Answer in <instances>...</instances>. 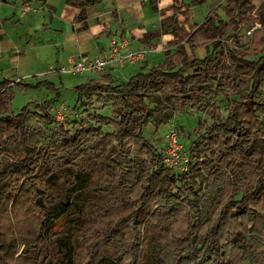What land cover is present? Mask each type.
Returning a JSON list of instances; mask_svg holds the SVG:
<instances>
[{"label": "trees", "instance_id": "trees-1", "mask_svg": "<svg viewBox=\"0 0 264 264\" xmlns=\"http://www.w3.org/2000/svg\"><path fill=\"white\" fill-rule=\"evenodd\" d=\"M9 1L0 0V3ZM100 1L66 0V3L78 8L75 24H80L84 29L87 27L86 8ZM157 1L149 0L153 10L162 15L168 10L172 11L165 18L167 28L162 22L159 30L148 32L143 38L148 43L152 37L172 34L173 40L169 44L175 48V52L166 51L161 63L151 65L117 85L94 79L81 83L76 88L80 97L85 96L88 102L95 101L103 107L111 105V114L103 116L92 112L89 117L93 122L87 127L75 131L58 127L53 134L54 145L60 150L68 148L67 154L77 150L74 159L85 150V143L90 144L94 150L100 151L99 154L106 155L109 160L105 162L106 166L99 163L93 172L82 173L79 165H75L76 160L64 156L56 159L58 162L64 159L61 166L77 171L73 188L76 193L96 189L94 192L103 196L113 191L119 192L118 189L124 186L128 187L129 195H138L134 202L123 199L121 203L113 202L110 208L106 207L107 201L97 198L98 204L95 203L99 206L98 213L103 211L105 216L111 215L116 219L111 222V230L100 228L97 232L104 245L113 247L120 228L126 225L128 231L123 256L127 264H141L140 255L144 251L141 228L154 225L166 214H176L177 205L187 209L191 221L185 237L169 239L178 242L177 246L188 243V248H172L170 252L168 248H160L159 262L156 261V264H264V210L260 206V201L264 199V141L263 137H256L258 134L264 135V98L261 94L264 86V52L257 61H253L243 51L232 48L224 50L222 39L238 30L254 7L251 0H224L225 4L220 6L224 18L214 9L197 24L192 21L191 7L206 0H173L168 8L162 10H158ZM178 5L183 7L182 10L177 11ZM178 15L184 19L182 25L179 24ZM185 25L193 27V33L187 31ZM184 42L191 54L201 45H206L207 50L211 45L212 50H208L203 58L189 59ZM55 74L59 75L57 72ZM37 83V86L44 84L54 89L57 96L60 93V87H55V83L47 78L38 79ZM31 86L32 83L23 78L13 81L5 77L0 81V158L8 156L3 162L0 160V202L10 196L11 209H14V216L17 217L15 211L23 205L19 201L21 195L15 193L11 196L12 192H8L9 187L3 182L5 177L12 176L16 181L14 187L19 184L21 194L27 195L26 199L32 201L41 218L36 238L31 243L32 248H28L30 243L20 236V230L15 232L14 242L9 243L3 240L0 230V248H18L23 243L31 264H76L74 233L68 230L57 235L54 229L59 219L72 213L77 214V218L87 209L81 204L62 203L41 185L44 177V182L55 177V168L37 163L39 155L46 149L43 145H32L27 141L29 107L17 114L6 112L12 97L6 90ZM197 94L226 100V115L211 110V123L198 131L196 138L188 145L190 161L187 170L181 174L173 173L162 164V153L148 143L143 135V126L151 122L157 129L170 115L185 111L188 104L192 109L203 110L202 104L195 100ZM54 100L34 104V114L47 125L56 122L50 113ZM258 113L263 117L262 122L258 119ZM103 126L112 129L104 132ZM91 139L94 140L90 143ZM132 143L136 154L131 158L129 145ZM10 148H17L21 152L16 155ZM49 155L55 156L56 152ZM144 161L148 165L145 174H140L133 191H129L130 181L139 174L137 164ZM221 171L225 173V178L222 176L221 179L219 201L210 211H205L202 203L209 195V185L220 178ZM94 174L98 176L99 185L96 188L90 186ZM107 185L114 188L107 192ZM187 195L191 200H187ZM153 200L161 201L156 209L151 205ZM90 213H94L93 207H90ZM203 225L207 227L205 233L201 232ZM162 240H165L164 234ZM40 242L52 248L49 253L44 254L43 249L33 248ZM100 244V241L90 244L91 259L86 264H121L125 260L121 255L113 257L111 253L104 256ZM104 249L109 251L108 248Z\"/></svg>", "mask_w": 264, "mask_h": 264}, {"label": "rangeland", "instance_id": "rangeland-1", "mask_svg": "<svg viewBox=\"0 0 264 264\" xmlns=\"http://www.w3.org/2000/svg\"><path fill=\"white\" fill-rule=\"evenodd\" d=\"M33 4H29L27 2L29 9L24 12L27 13V16H29L31 11H37L38 9L42 8L36 6L37 3L36 0ZM187 2L188 0H184ZM15 2V0H10L8 3H0V12L6 13V8L8 5L12 6V4ZM21 3V1H20ZM19 3V4H20ZM8 4V5H7ZM225 4L224 0H206L205 2L191 7V15H192V21L200 24L202 20L214 9L217 10V13L224 18V14L222 12V9L220 8L221 5ZM251 4L253 5L254 9L252 12H249V14L246 16L242 24L239 26L238 30H234L230 32L229 34L225 35L222 39L224 42L223 49L232 48L236 51H243L246 53L248 58L253 61H257L259 56H261L264 52V0H251ZM26 6L24 3L22 5ZM182 6H177V11L182 10ZM23 11V10H22ZM172 11L170 12V14ZM29 14V15H28ZM32 15V14H31ZM37 19H34L32 25L30 28H27L30 31V34L33 38H42L45 37L46 40H44V43L51 42L52 34L47 29L44 30V28L41 27V20L40 17H36ZM183 17L181 15H178V21L179 24L182 25L183 23ZM5 21V20H3ZM165 22V20L163 21ZM12 24H7L4 26L3 29H8L9 26ZM163 24H161L162 27ZM167 22L164 23V28H167ZM19 26V25H17ZM184 28L193 33V27H190L189 25H185ZM10 32L11 30L8 29ZM25 29L16 28L15 31L11 32V36H16V40L18 39L20 35L22 36L24 34ZM1 33V31H0ZM47 37L48 40H47ZM185 45V42H184ZM43 46L39 49L30 50L27 49V57L26 60H24V57L21 59V65L19 68V72L23 75L20 78H23L27 80L28 82L32 83L31 87H27L25 89H21L19 87H12L8 88L6 91L7 93H10L12 95L9 109L6 108V112H12L14 114H17L20 110L23 108L29 107L31 110V113L27 116L26 119V125H27V141L28 143L32 145H43L46 149L43 153L39 155L37 163H41V166H53L55 169V177L53 179H50L49 181H45V177L41 180V185L43 184V187L45 190L51 194H53L56 199L60 200L62 203H74V204H81L82 207H86L87 211L81 213L77 218H75V213L70 214L69 216L63 217L59 219L56 222V226L54 229V232L58 235H62L64 232L72 231L74 233L73 243L75 247V263L76 264H86L91 259V248L90 244H93L97 241H100L99 247L103 248L102 254L104 256H108L107 254H110L115 257L116 255H121L122 257L124 254V240H127V229L126 225H122L124 228H120L119 235L115 238V244L113 247H109L104 245L101 242L100 236H98V230L102 228L105 231H109L112 229V221L116 220L113 219L111 215L105 216L103 211H100L98 213L99 206L95 205L98 204L97 198L101 201H107V208H110L109 206L114 203H121L120 200H129V202H134L138 195H135L134 193L128 194V187H122L121 189H118L119 192L113 191V193H109L106 195L99 194L93 191H89L87 193H76L73 189L75 186V178L74 175L77 171H73L71 169H67L63 166H61L64 162V159H61V161H57L56 158L64 156L63 158H71V160H76V163L79 165V167L83 170L82 173H87L88 171H94L98 167V164L101 163L104 166H106V161H109L108 158H106V155L104 156L103 153L99 150H94L90 144L85 143L84 144V151L79 152L80 156L78 158L76 157V152L72 151L70 154H67V149L60 150L57 146L54 145L53 139H54V132L58 130V127H61L62 129H68V130H78L81 127H87L89 124H91L93 121L90 120L89 114L92 112H97L103 116H109L111 114V105L101 106L100 103L91 101L88 102L85 96H81L78 93V90L76 89L77 86H79L81 83L87 82L90 78H94L98 82H102V80H105V72L100 73H81V74H61L59 77L55 74L52 70H56V68L48 69V65L50 63L51 57L53 56V50L50 48ZM166 47V46H165ZM186 51L188 53L189 59H192L193 57L203 58L207 51L212 50V46L210 45L207 47L206 45H201L198 48L195 49V52L193 54L190 53L189 48L185 45ZM174 50V48H172ZM172 50V53L175 51ZM92 52H89L88 56L91 57ZM154 56H157L158 59H162L164 56L163 52H160L158 54H154ZM81 57V56H79ZM78 57V58H79ZM74 58V57H69ZM69 58L67 59V63L63 66H68L70 63ZM153 59V58H152ZM155 59V58H154ZM151 60V57H150ZM24 61V62H23ZM23 62V63H22ZM6 65V64H5ZM52 65V64H51ZM2 67V64H1ZM3 67L4 62H3ZM114 78L110 82L117 85L122 82L128 81L129 74L135 73L138 71H141L140 68L134 67H126L125 69H115ZM191 72V71H190ZM10 74V73H9ZM126 75V78L123 76ZM9 78L13 81L19 79V77L15 78V76L12 77V74L8 75L5 73H1L0 71V81L3 78ZM129 77V78H128ZM47 78L48 80L55 83V87H60V93L56 94L55 90L52 88H49L47 85H38L37 81L38 79ZM61 78V81L59 80ZM33 80V81H31ZM261 94L264 98V86L261 89ZM195 96V95H194ZM80 98V99H79ZM50 99H57L56 101L52 103L50 113L54 115L55 117V124L53 125H47L42 121V118L40 116H37L34 114L35 105L36 103H43L46 100ZM195 100L197 102H200L203 106V110L198 109H192L190 108L189 104L186 107V110L177 113L172 114L169 116L168 120L162 124H160L157 129L153 127V124L150 122L143 126V135L148 140V143L153 147L156 148L155 150H158V152H161L162 155L164 153L165 149V139L164 134L168 130L169 127L174 128L178 133V140L180 144L183 146L185 151L188 148V145L190 141L194 138H196L197 132L202 131L205 128V125L211 123V117L210 112L213 109L214 111H220L223 116L226 115V100L220 99V97H213L209 95H198L195 96ZM63 105V107H61ZM167 106V105H164ZM163 107V106H162ZM218 108V109H217ZM59 110V111H58ZM262 115L258 113V119L260 122H262ZM152 120V119H151ZM259 125V124H258ZM169 126V127H168ZM260 126V125H259ZM104 132H110L111 127L109 126H103ZM68 134V133H67ZM57 135V133H56ZM83 135V134H82ZM61 137V135H58ZM66 136V135H65ZM88 136V135H86ZM92 136V135H91ZM68 137V136H66ZM258 138L263 137L264 141V135L258 134L256 136ZM87 138V137H85ZM91 139L90 143L92 142ZM91 146V148L89 147ZM264 145V142H263ZM138 146V144H137ZM130 149V156L133 157L135 152V145L132 143L129 145ZM10 150L16 154L19 155L21 152L17 148H10ZM56 152L55 156H51L52 152ZM138 152V150H137ZM8 156L4 155L0 158L1 162ZM45 158V159H44ZM55 158V162H54ZM59 160V158H58ZM199 161L198 163H200ZM58 165L59 167L55 166ZM66 165V164H65ZM109 166V165H107ZM147 163L146 161L141 162L137 164V170L138 175L133 176V181H130L131 188H129V191H133V187L135 185V182L140 180V174H145V170L147 169ZM171 170V169H169ZM173 173H182L178 171L171 170ZM219 174L220 178L217 181H212V183L209 185V195L206 197L202 203V209L207 211H210L211 207H214L216 203L219 201V193L222 188V176L225 178V173ZM98 176L94 174V179L91 183V187H97ZM11 180V181H10ZM9 187L8 192L11 196L12 194H20L21 197L19 199L20 202L23 203V205L19 208L18 211H15V215L17 216L15 218L14 216V209H11L10 201L11 197L8 196L7 198H3L0 202V230L3 240L6 241V243L14 242V238L16 236L15 232L17 233L18 230L22 234L20 236L24 238V240L27 243H31L36 238V229L39 225L40 221V213L36 209L35 206L31 203V200H27L24 193L21 194L19 187V184H16L17 187H14V181L12 179V176H7L3 180ZM19 187V188H18ZM111 187V188H110ZM111 185H107V192L112 190ZM126 188V189H125ZM16 196V195H15ZM98 196V197H97ZM118 196V197H116ZM122 196L128 197L123 198ZM187 200H191L190 196L187 195ZM116 199V200H115ZM14 200V199H13ZM159 200H153L151 202V205L155 206L154 208H158L160 205ZM159 204V205H157ZM260 206L262 207V210H264V199L260 201ZM95 205V206H94ZM90 207H93L94 213H90ZM5 208H7V211H5ZM176 214H166L164 217H161L154 225L152 226H144L141 228V234L143 235V241H144V251L140 255L141 264H156V261L159 262V256L158 251L160 248H168V252L171 251L172 248H188L187 244H179L177 246L178 242L170 241L169 237L171 238H177V237H185L188 226L190 224L191 218L189 216V213H187V209L183 208L182 206L177 205V209L175 210ZM190 212V211H189ZM191 215V212H190ZM85 224V225H84ZM22 225V227H21ZM207 230L206 225H203L201 227V232L205 233ZM165 236V240H162V236ZM19 236V235H18ZM175 236V237H174ZM162 240V241H161ZM33 248H40L43 249L44 254L49 253L52 248H48L47 243L40 242L37 246ZM104 248H108L109 251H107ZM0 262L3 264H31L27 260V247L24 248L23 243H20L18 248H0ZM127 260L122 261L121 264H127ZM258 264V263H254Z\"/></svg>", "mask_w": 264, "mask_h": 264}, {"label": "crops", "instance_id": "crops-1", "mask_svg": "<svg viewBox=\"0 0 264 264\" xmlns=\"http://www.w3.org/2000/svg\"><path fill=\"white\" fill-rule=\"evenodd\" d=\"M172 1L158 0V10L168 8ZM36 2L35 5L42 8L31 11L32 15L28 14L29 16L22 11V5L27 3L25 0L15 1L12 6L7 4V12H0V70L1 73L5 71L7 76L12 74L11 78L23 76L19 72V68L21 59L24 57L26 60L27 49L37 50L43 46L53 50V56L47 70L66 64L69 57H89V52L93 53L91 57L98 55L105 48L107 38L112 35L129 38L131 47L134 49L148 45L158 46V52L155 54L160 52L165 54L168 50L172 52V48H174L169 44L173 40L172 34L169 33L152 37L148 43L144 40V34L159 30L165 18L172 14H170L171 10L166 11L163 15L159 11L153 10L149 0H101L98 4L86 8L87 27L84 29L81 28L80 24H75V17L79 12L78 8L69 5L66 0H36ZM29 4L34 5V1L30 0ZM38 16L41 20V27L53 33L50 38L51 42L44 43L45 37L33 38L31 36L28 28L34 26L31 22ZM7 24H12L8 27L11 32L15 31L16 33V28H21L22 30L25 29L24 34L22 36L17 35L19 37L16 40V36H11L8 29H3ZM163 59L164 56L162 59H158L157 56L151 54L137 65L126 66L141 69V71L130 73L129 77L145 71L151 65L161 63ZM3 62L5 67H3ZM126 67L118 69H125ZM115 69L117 68L105 70V80L100 83L110 82V79L112 80L116 76L113 74ZM58 76L60 77L61 74ZM123 76L126 78V75ZM59 80L61 81V78Z\"/></svg>", "mask_w": 264, "mask_h": 264}, {"label": "built area", "instance_id": "built-area-1", "mask_svg": "<svg viewBox=\"0 0 264 264\" xmlns=\"http://www.w3.org/2000/svg\"><path fill=\"white\" fill-rule=\"evenodd\" d=\"M25 4L26 6L22 8L23 12L29 9L28 3ZM157 52L158 46L151 45L134 49L131 47L129 38L112 35L107 38L105 48L98 55L91 58L87 56L69 58L70 63L68 66L60 65L56 70L52 71L61 74L100 73L108 68H123L128 65H137L144 61L147 56ZM164 139L165 149L162 155L164 167L178 172L186 171L190 159L187 150L185 151L178 140L177 131L169 127L164 134Z\"/></svg>", "mask_w": 264, "mask_h": 264}]
</instances>
